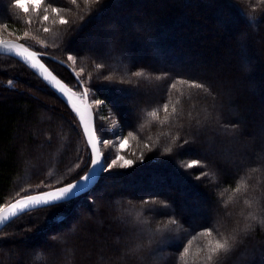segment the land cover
<instances>
[{"label": "trees", "instance_id": "1", "mask_svg": "<svg viewBox=\"0 0 264 264\" xmlns=\"http://www.w3.org/2000/svg\"><path fill=\"white\" fill-rule=\"evenodd\" d=\"M15 3L0 0V25L28 32L57 78L105 101L93 108L96 132L100 117L118 124L133 165L12 221L0 232V264H264V0H43L26 13ZM49 5L62 10L49 7L41 21ZM89 165L71 110L0 53V208L25 174L53 189ZM225 238L230 247L209 261V241Z\"/></svg>", "mask_w": 264, "mask_h": 264}, {"label": "snow or ice", "instance_id": "2", "mask_svg": "<svg viewBox=\"0 0 264 264\" xmlns=\"http://www.w3.org/2000/svg\"><path fill=\"white\" fill-rule=\"evenodd\" d=\"M32 11H38L39 4L43 2V0H29ZM70 2L75 5L77 4V0H70ZM83 2L87 5L89 3H98L99 0H83ZM15 6L18 8H21L25 13L28 11V8L22 5L19 0H16ZM51 8L52 14H57L62 9H58L57 7L49 5L48 7L44 8L45 15L41 17V21H47L49 19L48 8ZM31 20L28 21L29 24H31ZM59 23L60 24H66L68 23L67 20L64 19V17H59ZM0 27H7V24L0 25ZM78 30V29H77ZM45 32L49 31L48 28L44 29ZM25 37L29 35L28 32H24L23 34ZM35 39V37H33ZM149 41L151 40V37H148ZM0 47H4L8 51H16L17 56H24V59L31 63V67L33 69H38L40 71V75L43 77L45 81L49 83V85L53 88H55L58 93L62 94L63 96L68 97V102L72 105L73 109L76 111L77 115L79 116V119L81 123L84 126L85 134L88 136V143L92 147L93 155L91 158V165L88 166V170L84 173V175L80 176L79 180L68 183L65 186L62 187H56L54 190L46 192V193H40L37 195H26L22 197L21 199L16 200L14 203L7 205V210L5 211L3 208H0V226L5 225L7 223H11L14 218H16L20 214H24L26 211L32 210L35 206H46V207H53L58 206L59 204L70 202L73 198H77L78 194L83 192L85 189L89 188V185L95 181L97 173H103L110 171L114 165H116L119 161H122L120 164L121 168H128L129 166L133 165L132 160L125 159L121 155H117L116 159H113L111 164L107 163V157L101 156V154L98 152L96 145L93 143V137L92 135H89V127L88 122L86 120V114L88 112L87 107H85L83 110L72 100L73 96H80L81 100H84L86 96L88 95V90H86L83 94H79L76 92L69 93L68 89L65 88V86L55 77L52 75L51 72L48 71V69L44 66V64L39 63L37 59V53L34 51H29L28 47H26L23 44L15 45L11 44L9 42L0 41ZM17 49H19L17 51ZM68 61H72L73 63L76 62L74 55L72 53H69L67 56ZM95 67L97 69H102L105 67L103 63H96ZM81 71H83L81 69ZM77 78L80 77V72H77L75 74ZM133 76L140 77L142 73L140 71L132 72ZM51 77V79H49ZM158 80L160 79L159 76L156 77ZM106 80H110L111 77L106 76ZM9 83H12V81H9ZM82 83V82H81ZM180 83H188V81L182 80ZM190 87H194L197 89L205 88L206 85L198 82H193L189 84ZM105 87L113 88L114 85H106ZM176 84L173 83L171 85V88H175ZM116 91L121 93H126L128 90L118 88ZM97 104H104L105 101L103 100H96ZM164 110L167 111V104L164 105ZM151 116H156V112L153 111L150 113ZM131 135V133H130ZM103 143L107 144L109 141H103ZM124 141L121 142V147L124 145ZM187 143V141H185ZM180 147H183V144L180 145ZM165 152H171V149H165ZM199 161H191L187 164V168H192L199 164ZM107 164V167L105 165ZM208 175L207 173H201V176ZM197 179H200V176H197ZM82 190V191H80ZM144 204H148V200L142 201ZM162 205L164 207H167V204L165 202H162ZM172 225H176L178 223L177 219H172L170 221ZM204 235L211 236L212 232L210 230L205 229ZM142 247V246H138ZM230 247L229 239L225 238L221 242L220 240L215 241L213 243L212 241H209V246L207 248L208 256L207 259L209 261L212 260L213 255L218 253L221 250H227ZM187 249L185 248V252Z\"/></svg>", "mask_w": 264, "mask_h": 264}, {"label": "rangeland", "instance_id": "3", "mask_svg": "<svg viewBox=\"0 0 264 264\" xmlns=\"http://www.w3.org/2000/svg\"><path fill=\"white\" fill-rule=\"evenodd\" d=\"M19 2L24 5L25 7L32 8L29 0H19ZM40 5V4H39ZM1 40H11L14 41L15 43L19 44H23L26 47H28L29 51H34L36 53H40L41 51H44L45 47L40 44L38 41L31 39V37L27 36L25 37L23 36H18L17 34H15L12 30H10L7 27H0V41ZM36 48L39 51L37 52L36 50H32V48ZM42 61V60H41ZM79 80V79H78ZM65 86L71 91V92H76L79 94H83L86 90H88V95L86 96L85 99H88L90 104L92 105V107H99L101 106V104H97L96 103V99L94 97V94H92L90 89H87L86 87H84V85H82V87H80L79 85L73 86V87H68L66 84ZM76 97H78L80 99V96L77 95ZM82 100V101H85ZM81 100V99H80ZM100 119L103 121V123L105 125H103V129L101 130V134H99V139H100V143H101V150L103 153V156L106 155L107 159V163L111 164L113 159H116L117 155H121L125 158L124 155V150H126V148L128 147V143L125 139L120 138L119 136V125L116 124L115 122H111V123H107V120L105 118H101ZM103 141H109V143L105 144L103 143ZM124 141V145L123 147H121V142ZM127 159V158H125ZM122 163V161H119L116 165H114L113 167H120V164ZM105 167H107V164L105 165ZM27 177L28 175L25 174V176L22 178V181L20 182V186L19 188L14 192V202L18 199H21L22 197L26 196V195H35L38 194L41 191H45V190H51L49 185L46 184H41L38 186H30V184H26L27 181ZM54 189V188H53ZM12 202V203H14Z\"/></svg>", "mask_w": 264, "mask_h": 264}, {"label": "water", "instance_id": "4", "mask_svg": "<svg viewBox=\"0 0 264 264\" xmlns=\"http://www.w3.org/2000/svg\"><path fill=\"white\" fill-rule=\"evenodd\" d=\"M1 41H4V42H9L11 44H15V45H18L17 43H15L14 41H11V40H1ZM19 49H17L18 51ZM0 53L2 54H6V55H9L15 59H17L18 61H20L22 64H24L29 70H31L50 90H52L65 104L66 106L71 110V112L73 113V115L75 116L78 124H79V127L81 129V132H82V135L84 137V140H85V143L89 149V152H90V155H91V158H92V155L94 154L93 151H92V147L89 145L88 143V136L85 134V131H84V126L83 124L81 123L80 119H79V116L77 115L76 111L73 109L72 105L68 102V97L67 96H63L62 94L58 93V91L51 87L49 85V83L47 81H45L43 79V77L40 75V71L38 69H33L31 67V63L26 61L24 59V56H17L16 55V51H8L7 49H5L4 47H0ZM41 58H42V54L40 53H37V59L39 61V63H42L44 64L42 61H41ZM44 66L48 69V67L44 64ZM49 72H51L49 69H48ZM52 73V72H51ZM53 76H55L53 73H52ZM56 77V76H55ZM57 78V77H56ZM49 79H51V77H49ZM64 86L65 84L59 79L57 78ZM66 89H68L66 86H65ZM69 93H72L69 89H68ZM72 100L81 108V110H83L85 107H87L88 109V112L86 114V120L88 122V127H89V135H92L93 137V143L96 145L97 147V150L98 152L101 154V156H103V153H102V150H101V143H100V139L98 137V134L96 132V119H95V114H94V109L92 107V105L90 104L89 100L88 99H85V101H82L80 99H77L75 96L72 97ZM104 173V172H103ZM103 173H97V176H96V179L95 181H93L90 185H89V188L88 189H85L83 192L79 193L78 194V197L84 195V194H87L89 193L90 191H92L95 186L98 184L99 180L101 179ZM79 180V179H78ZM77 181V180H76ZM75 182V181H74ZM73 183V182H72ZM65 186V185H63ZM62 187V186H61ZM54 189H51V190H47V191H44V192H41V193H46V192H49V191H52ZM82 191V190H80ZM40 194V193H38ZM37 195V194H35ZM75 199V198H73ZM12 204V203H11ZM46 206H35L32 210L30 211H26L25 213H28V212H31V211H34V210H37V209H41V208H45ZM5 211L7 210V208H3ZM24 213V214H25ZM21 215L23 214H20L18 215L16 218L13 219V221L15 219H17L18 217H20ZM10 223H7L5 225H2L0 226V232L6 228Z\"/></svg>", "mask_w": 264, "mask_h": 264}, {"label": "bare ground", "instance_id": "5", "mask_svg": "<svg viewBox=\"0 0 264 264\" xmlns=\"http://www.w3.org/2000/svg\"><path fill=\"white\" fill-rule=\"evenodd\" d=\"M76 97V96H75ZM77 99H79L78 97H76Z\"/></svg>", "mask_w": 264, "mask_h": 264}]
</instances>
